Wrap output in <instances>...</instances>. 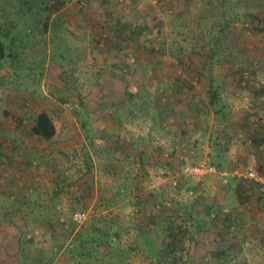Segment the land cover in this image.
I'll use <instances>...</instances> for the list:
<instances>
[{
	"label": "rangeland",
	"instance_id": "rangeland-1",
	"mask_svg": "<svg viewBox=\"0 0 264 264\" xmlns=\"http://www.w3.org/2000/svg\"><path fill=\"white\" fill-rule=\"evenodd\" d=\"M30 1L0 0V170L8 186L0 183V236L25 225L22 243L32 241L33 255L26 264H49L52 256L50 264H155L149 249L167 250L169 234L175 250L160 255L159 264H264V187L245 178L252 159L264 173V149L259 158L243 148L239 160L235 150L223 151L231 129L218 139L224 127L208 99L212 91L229 116L251 113L264 89V0H65L75 14L95 18L87 34L115 54L97 50L103 47L64 52L73 49L59 38L51 39L50 53L17 52L16 43L32 38L26 28L36 25ZM138 82L150 92L159 82L162 106L180 89L193 95V105L159 117L152 100L142 104L146 90L133 115L121 103L115 108ZM38 111L54 124L49 141L28 133ZM250 131L261 146L260 131ZM202 162L217 174L198 180L181 174ZM135 187L144 199L133 211ZM211 203L218 207L208 213ZM84 206L86 220L75 224ZM15 218L21 222L10 225Z\"/></svg>",
	"mask_w": 264,
	"mask_h": 264
},
{
	"label": "crops",
	"instance_id": "crops-1",
	"mask_svg": "<svg viewBox=\"0 0 264 264\" xmlns=\"http://www.w3.org/2000/svg\"><path fill=\"white\" fill-rule=\"evenodd\" d=\"M34 1L36 2L34 4L35 8L34 10H32L31 13L34 14V20L36 21V25L31 30L26 28V32L30 33L32 35V38L29 41H21V43H16V48L19 50V51L16 50L17 52H21L22 51L21 49L23 48L28 49V48L34 47V48H44V51L47 48V52L50 53L51 47H52L51 39L59 38L61 41H63L65 45L69 47L71 46L73 49L71 52L70 50H66L64 52L78 53V54L89 52V54H93V51H95V48L103 47V49H97V50L98 51L100 50V52L109 51L115 54L114 52L115 49L113 50L112 47L110 46L104 47L98 44L95 45L93 41L95 36L87 34V32L91 33V31H89V28L91 27L90 24L95 21V18L92 15H82L81 13L75 14L74 13L75 10L72 6V3L71 2L69 3L65 0H64L65 2L63 0H55L57 2L55 3L59 5H57L58 8L54 12H50V10H48V7L53 6L52 0H49V1L34 0ZM42 3L44 4V7L46 8L45 11H43V9L40 7ZM21 15H22V12L20 16ZM101 31L102 30H100V33H99L100 35H101ZM95 32H96V29H95ZM100 35H97V37ZM60 53L62 52L60 51ZM42 98L35 99V100L36 102L46 101L45 98L43 99ZM256 99H257L256 104H253L252 107L249 109V112H251L250 114L247 113L248 111H244V110L237 111L236 114H239V115H236V116L233 115L231 112L229 113L230 118H232L233 120H236V122L233 124V126L229 124L230 125L229 128L231 129L229 133L227 134L229 137H227V141H225V144L221 145V149L223 151L228 150V152L235 150L233 152L236 153L235 158L237 160H239L240 157L242 156V155L240 156V150H242L243 148H247V147L249 149H252L250 151L252 154L255 153V155H257L259 158L262 157L261 156L262 154L261 152H259V150L264 149V141L262 140L263 144L259 146V144L256 142L257 140L252 138L251 131H250V127L253 126L258 131H260L259 138L264 137V116L262 115V111L264 112V96H260V97L257 96ZM39 112L40 111H38L37 113ZM12 113L14 116L20 117V118H24L26 116L24 111L15 110ZM231 146L233 148H231ZM10 148H12V146H10ZM228 152L226 153L224 152V155H227ZM3 176L4 174L1 176V179H0V183L2 184L4 183L2 182L4 178ZM3 189L8 190V187H4ZM229 196H231V194ZM225 197H228V196H225ZM210 201L214 202L213 199H211ZM220 203H221V206L225 208L224 199ZM213 205H214V208L217 206V204H213ZM235 208H237V211H239L240 205L237 203ZM5 229L14 231L10 227H5ZM1 231L2 229H0V232ZM29 242L30 241H27V243H25L23 241L22 243V239L19 237H16L15 232H13V236H9L6 238H4L3 236H0V264H22V262L26 264L28 262H31L33 260L32 259L33 255H31L30 253L32 249V245H31L32 241L30 243ZM26 246H28V248L23 249ZM22 250L23 252L28 251V255L26 254V252L22 253ZM23 254L25 256H28L25 261H21ZM44 254H47V252L43 253V255ZM45 256L46 255H44V257ZM45 263H49V264L52 263V257H50L49 262L45 260Z\"/></svg>",
	"mask_w": 264,
	"mask_h": 264
},
{
	"label": "trees",
	"instance_id": "trees-1",
	"mask_svg": "<svg viewBox=\"0 0 264 264\" xmlns=\"http://www.w3.org/2000/svg\"><path fill=\"white\" fill-rule=\"evenodd\" d=\"M52 2H53V6L54 7H57V5H59V4H56L55 3V0H52ZM29 4V7H30V9H31V11L32 10H34V6L32 5V0L28 3ZM22 6V5H21ZM20 6V7H21ZM41 6H42V4H41ZM45 7H43V11H45L46 9H44ZM58 8V7H57ZM56 8V9H57ZM56 9H54L53 10V12L54 11H56ZM20 14H21V12H20ZM4 59V54H3V46H2V44L0 43V62L2 61ZM148 63L147 64H153V60H149V61H147ZM204 68V67H203ZM203 68H201V69H203ZM195 70H197V69H195ZM208 73H211L210 71L208 72ZM124 84H125V87L127 86H129V85H131L132 84V81H130V82H124ZM138 85H137V87H136V93H129L127 90H125L126 91V94H125V96L126 97H124V96H120V97H118L117 98V101H116V103H115V108H116V106H117V104H119V103H121V105L123 106V105H126V107H127V113L128 114H130V115H133V112H134V107L136 106V102H137V98H139L140 97V95H139V93L141 92V91H149V89L147 88L148 87V85H145L143 82H138L137 83ZM208 85L209 86H212L213 85V82L212 81H210V80H208ZM159 82H156V87H155V89H153V91L152 92H144V94H145V97L143 98V100H142V104H147V103H150V100H152V109H153V112H155V115H157V116H159V117H161V116H163V114H166L165 113V110L168 108L169 109V111H170V113H171V111H175V112H178L179 113V111H177V110H172V109H176L178 106H180V107H185L187 110H189L190 109V106L191 105H193V99H190V98H192L193 97V95H189V96H187L186 95V93L184 94L183 92H182V89H180L179 90V93H176V92H172V94L171 95H169L168 96V98H167V100H166V104L165 105H160L161 104V101H162V99H160L159 97H158V90H159ZM181 88H184V87H181ZM212 87H210V89H211ZM209 89V90H210ZM212 91H209L208 92V99H209V103L212 105V104H214V113L216 114V116L219 118V120H221V123H222V126L224 127V129H221V131H219L218 133V139H222V134H224V132H225V130L226 129H228L229 130V127H230V125L229 124H231V126H233V124L236 122V120H233L232 118H230V116L229 115H227L225 112H224V109H223V107L222 106H220L219 104H217V102H216V99H215V96H214V93H211ZM122 95H124V94H122ZM259 96H264V89H260L259 90ZM112 106H114V103H112L111 104ZM181 111V110H180ZM12 113V112H11ZM136 113V112H135ZM228 116H229V118H228ZM25 118V117H24ZM21 119H23V118H21ZM236 119V118H235ZM244 119H245V117H244ZM226 121H228V123L226 122ZM233 121V122H232ZM227 124V125H226ZM3 129L0 127V132L2 131ZM28 133H29V135L31 136V137H34V138H37V139H39L40 141H49V140H51L54 136H55V127H54V124H53V122H52V120H51V118L49 117V115L47 114V112H45V111H40L39 113H37L34 117H33V119H32V122H31V125H30V128L28 129ZM19 140V139H18ZM13 144H15V142L13 143ZM17 146H18V143H17ZM0 148H1V143H0ZM143 156H146L147 157V155H144L143 154V152H139L138 153V158H141L142 157V159H143ZM151 158V157H150ZM166 160V159H165ZM139 161H141V159L139 160ZM168 161H170V158L169 159H167V162ZM208 164V163H207ZM209 165H211V164H209ZM171 166H173V164L172 165H169V167H171ZM212 166H214V165H212ZM215 167V166H214ZM216 169H217V167H216ZM3 174H2V171L0 170V179H1V176H2ZM139 183V182H138ZM254 184V183H253ZM254 185H256L257 187H260L259 185H257V184H254ZM90 186H91V181H89L87 184H86V187H84V192L87 190V188L89 189L90 188ZM3 187H8V186H5L4 185V183H3ZM19 193H23V191H19V192H15L14 193V195H12V197H9V198H11V200H13V198L15 197V198H18V196H19ZM133 194V193H132ZM134 194H135V196H134V199H136L137 200V202H135V203H137L138 205H135V207H134V209H133V211L134 210H137V208H139V205H141V203H142V201H143V199H144V195H143V192L140 190V188H138V187H135V189H134ZM133 194V195H134ZM118 195V194H117ZM9 196H11V195H9ZM151 196V195H150ZM5 198H8V197H5ZM147 198V197H146ZM17 200V199H16ZM135 200V201H136ZM200 200L202 201V199L200 198ZM199 200V201H200ZM105 202H109L108 200H106ZM208 207L206 208V210H208V213L210 212V211H212V210H214V208L212 207V204H208L207 205ZM80 210H79V213H84L85 211H86V209H87V207L86 206H84V207H82V208H79ZM137 212V211H136ZM206 212V211H205ZM19 213V212H18ZM207 213V212H206ZM85 214V213H84ZM151 220V219H150ZM20 221V218H15V219H13V220H11L10 221V224L12 225V223H14V224H17L18 222ZM21 222V221H20ZM75 223V222H74ZM142 223V222H141ZM150 223H152L153 225H151L152 227L153 226H157V227H159V224L157 225V223H155V222H151L150 221ZM19 224V223H18ZM43 224V223H42ZM75 224H77V223H75ZM44 225V224H43ZM139 225V224H138ZM142 226H143V224L142 225H140V226H138V229L140 230V231H142ZM11 227V226H10ZM12 228V227H11ZM23 229H25L26 230V228H25V225L24 224H19V226L18 227H16L14 230V232L16 233V237H19V238H21L22 239V230ZM174 235L173 234H169V236H168V239H167V242H166V245H163V246H166L167 247V250L166 249H164V248H161V249H157V248H154V247H152L151 248V250L149 249V253L153 256V262L155 263V264H159V262H160V259H158L159 258V256L160 255H171V254H173L174 253V247H173V245H174ZM114 238H116L117 239V235H115L114 236ZM94 240V239H93ZM50 241H51V238H50ZM91 242L93 243V241L91 240ZM51 246V245H50ZM54 247H56V245L54 246V242H53V244H52V246H51V250L50 251H52V249H54ZM26 248H28V247H26ZM26 252V254H28V251H25ZM44 252V251H43ZM45 252H48V251H45ZM81 253H83V251L81 252ZM52 261H53V256H52Z\"/></svg>",
	"mask_w": 264,
	"mask_h": 264
},
{
	"label": "built area",
	"instance_id": "built-area-1",
	"mask_svg": "<svg viewBox=\"0 0 264 264\" xmlns=\"http://www.w3.org/2000/svg\"><path fill=\"white\" fill-rule=\"evenodd\" d=\"M252 162L254 163L247 169L245 178L251 183L257 184L260 187H264V173L258 172L257 165L255 164L254 159H252ZM181 174L185 178L198 180L206 176L217 174V169L212 165L202 162L195 165L183 167L181 170ZM85 220L86 215L84 213H77L73 217V221L77 224H81Z\"/></svg>",
	"mask_w": 264,
	"mask_h": 264
}]
</instances>
